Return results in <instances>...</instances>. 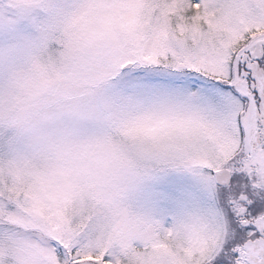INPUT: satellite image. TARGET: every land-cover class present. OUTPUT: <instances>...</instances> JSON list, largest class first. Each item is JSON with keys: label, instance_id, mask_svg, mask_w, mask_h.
<instances>
[{"label": "snow or ice", "instance_id": "obj_1", "mask_svg": "<svg viewBox=\"0 0 264 264\" xmlns=\"http://www.w3.org/2000/svg\"><path fill=\"white\" fill-rule=\"evenodd\" d=\"M0 264H264V0H0Z\"/></svg>", "mask_w": 264, "mask_h": 264}]
</instances>
